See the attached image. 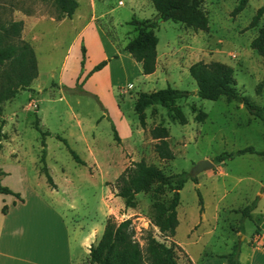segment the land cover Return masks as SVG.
<instances>
[{
	"label": "rangeland",
	"instance_id": "1",
	"mask_svg": "<svg viewBox=\"0 0 264 264\" xmlns=\"http://www.w3.org/2000/svg\"><path fill=\"white\" fill-rule=\"evenodd\" d=\"M95 3L98 15L106 8H116L113 19L109 16L99 21L106 32L107 51L108 41L123 46L136 35L130 24L134 16L158 18L152 0ZM238 3L239 0H202V9L209 17L207 30L161 21L155 30L160 64L150 79L128 59L94 71L105 60L99 59L103 55L99 42L86 50L84 57L83 39L75 37L70 20L62 27L53 22L47 25V32L36 43L38 77L29 89L0 106L1 183L33 203L38 194L64 217L75 246L74 264L81 260L83 264H95L90 259V248L102 240L110 219L117 223L132 220L134 237L144 255L150 231L159 241L178 245L179 264H191L185 248L197 264H230L226 255L233 252L235 245L241 249V264H264V248L259 246L264 242V156L226 155L249 146L264 152V123L237 101L200 98L189 71L200 61L221 62L239 92L264 106V57L251 46L264 26V14L258 26H251L264 0H250L243 11L234 15ZM15 5L19 9L13 13L0 8V15L19 20V11L41 15L51 7L41 0H17ZM85 9L90 12V4L81 0L80 10ZM113 20L116 27H112ZM167 87L188 90L191 95L168 106H149L143 128L135 110L139 94ZM37 124L51 133L46 137V159L55 187L42 171L43 146ZM158 126L168 132L174 159L160 158L155 150L157 139L151 131ZM59 137L68 140L85 165L75 161ZM219 156L224 160L219 161ZM142 159L166 174L186 171L198 178L199 183L188 180L177 208L178 235L185 248L158 225V206L169 204L173 190L164 187L157 192L156 183L152 189L137 194L134 207H128L125 198L118 195L119 176ZM204 159L214 166L193 173L196 164ZM11 198L12 195L5 196V203L0 200V216ZM254 202L257 207L251 217L244 219L241 210ZM23 217L21 211L14 213L13 233L23 230V225H17ZM194 224L195 236L200 239L191 244L187 231Z\"/></svg>",
	"mask_w": 264,
	"mask_h": 264
},
{
	"label": "trees",
	"instance_id": "2",
	"mask_svg": "<svg viewBox=\"0 0 264 264\" xmlns=\"http://www.w3.org/2000/svg\"><path fill=\"white\" fill-rule=\"evenodd\" d=\"M17 0H0V8L12 13L19 9L16 7ZM48 4H55L62 14L73 17L79 7L77 0H41ZM250 0H239L233 11L234 15L239 14L248 5ZM1 2L3 5H1ZM158 12V18L138 19L133 17L130 24L134 27L136 35L128 41L125 50L129 51L135 60L142 64L145 75L153 74L157 70V46L159 37L156 28L161 21L181 22L195 30H207L209 28V17L202 9V0H152ZM2 6V7H1ZM27 14H33L25 10ZM264 14V5L260 7L251 22V26H258ZM24 28L23 20L4 19L0 15V106L5 102L16 98L22 90L30 88L33 81L38 77V60L34 47L22 37ZM251 46L262 57H264V26L259 29L258 34L253 38ZM83 56H86V47H82ZM111 59H105L95 67L94 71H100ZM84 60H82V64ZM191 76L197 83V95L208 100H219L226 97L229 101H237L244 104L250 114L259 118L264 123V106L257 105L248 97L242 95L226 67L218 61L206 63L197 62L189 68ZM191 95L188 90H181L167 87L156 91L141 92L136 103V113L143 128L146 127L145 110L153 104L168 106L180 98H187ZM36 128L41 132L43 153L41 162L42 171L48 183L55 187L56 184L49 172L47 165V141L46 137L50 132L44 131L39 124ZM154 139H157L155 150L164 159H174L175 155L168 141V132L165 127L158 126L151 131ZM115 137L120 140L118 131L114 129ZM68 147L75 161L85 165L86 162L81 156L70 147L68 140L59 137ZM258 153L264 156V152L257 151L254 147H246L236 153H226L231 158L235 154ZM223 161L222 156L218 157ZM4 172L0 169V193L11 194L23 200L19 192L13 191L9 186L1 183V176ZM198 183V178L190 172L166 174L156 165L149 164L146 160L135 161L118 178V195L125 198L128 207L136 205V196L140 192L148 191L158 184L156 191L160 192L164 187L173 190V197L167 206H158V225L162 232L175 236L179 226L178 206L181 201V190L188 180ZM257 207L256 202L241 210L243 218L251 217L252 211ZM146 255H144L140 242L135 239L132 231V220L127 219L120 223L110 219L105 227L102 240L90 248V259L95 264H146L145 259L151 264H179L177 256L178 245H168L161 242L149 231L147 237ZM241 249L235 245L232 253L226 255L230 264H241L239 257Z\"/></svg>",
	"mask_w": 264,
	"mask_h": 264
},
{
	"label": "crops",
	"instance_id": "3",
	"mask_svg": "<svg viewBox=\"0 0 264 264\" xmlns=\"http://www.w3.org/2000/svg\"><path fill=\"white\" fill-rule=\"evenodd\" d=\"M86 1L90 4L91 11L89 12L88 9L80 10L81 0H78L79 7L71 18L62 14L55 4H51L50 10L41 15H29L19 11L17 19L24 21L23 39L34 47L37 55L36 43L47 32V25L53 22L62 27L70 20L76 34L75 37L78 36V39H83L87 51L99 42L103 52L99 59H108L110 56L111 60L106 66H112L120 60L128 59L141 70L142 64L137 62L129 51L125 50L126 44L119 46L113 40H110L108 41L110 49L108 51L105 49L107 36L99 21L109 16L113 19L112 13L116 8H106L98 15L95 0ZM115 22V20L112 21V27H116L114 26ZM157 52V70L149 75L143 73L145 78L150 79L158 72L160 64L159 43ZM19 193L23 200L12 195L10 204L2 208L0 216V264H74L73 250L75 246L71 243L69 227L64 217L38 194L33 197V201H36L33 203L25 198L21 192ZM8 195L11 194L0 193V200L5 203L6 199L4 198ZM4 208H7L6 212H4ZM20 211L24 213V217L19 219L17 225H23V230L20 233L18 231L13 233L11 227L15 220L13 218L14 213ZM178 215L180 220V214ZM178 230L179 226L175 240L181 247L185 248L183 242L179 239ZM187 234L189 243L199 242L200 236H195V224L189 227ZM185 250L189 255L191 264H197L195 257L186 248ZM79 264H83L82 260Z\"/></svg>",
	"mask_w": 264,
	"mask_h": 264
},
{
	"label": "water",
	"instance_id": "4",
	"mask_svg": "<svg viewBox=\"0 0 264 264\" xmlns=\"http://www.w3.org/2000/svg\"><path fill=\"white\" fill-rule=\"evenodd\" d=\"M214 166V163L212 161H210L209 159H204V160H201L199 161L194 170H193V173H200L202 171H204L205 169L207 168H211Z\"/></svg>",
	"mask_w": 264,
	"mask_h": 264
},
{
	"label": "built area",
	"instance_id": "5",
	"mask_svg": "<svg viewBox=\"0 0 264 264\" xmlns=\"http://www.w3.org/2000/svg\"><path fill=\"white\" fill-rule=\"evenodd\" d=\"M259 246H261V248H262V247H264V243H262V244H261V245H259Z\"/></svg>",
	"mask_w": 264,
	"mask_h": 264
}]
</instances>
